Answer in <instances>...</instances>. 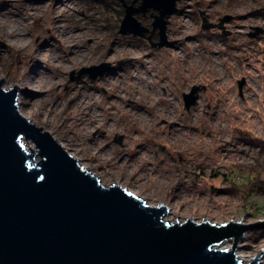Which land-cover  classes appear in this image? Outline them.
Returning a JSON list of instances; mask_svg holds the SVG:
<instances>
[{
    "label": "rangeland",
    "instance_id": "374dc122",
    "mask_svg": "<svg viewBox=\"0 0 264 264\" xmlns=\"http://www.w3.org/2000/svg\"><path fill=\"white\" fill-rule=\"evenodd\" d=\"M178 6L167 29L170 43L155 48L119 32L120 0H0V80L7 89L23 87L20 111L102 184L169 204V221L264 220V0ZM201 12L216 23L231 15L230 34L204 29ZM152 13L136 16L152 28ZM16 21L26 27L19 37L7 32ZM257 27L263 30L252 34ZM67 31L77 35L65 42ZM16 38L28 44L15 46ZM102 62L112 63L103 77L71 80L72 72ZM196 85L197 103L188 110L184 93ZM263 249L260 228L237 253L254 258Z\"/></svg>",
    "mask_w": 264,
    "mask_h": 264
},
{
    "label": "water",
    "instance_id": "95a60500",
    "mask_svg": "<svg viewBox=\"0 0 264 264\" xmlns=\"http://www.w3.org/2000/svg\"><path fill=\"white\" fill-rule=\"evenodd\" d=\"M125 7L119 32L149 41L153 47L170 43V18L180 0H137ZM151 9L152 29L136 13ZM204 29L225 23L211 22L201 12ZM263 29L256 28L252 34ZM158 32V40L153 34ZM112 68L111 62L83 67L71 79L87 74L95 81ZM245 80L239 82L242 88ZM0 80V264H260L261 255L244 262L240 243L264 220L169 221L166 204L152 205L132 191L113 183L106 186L80 164L52 135L23 116L18 105L20 87ZM200 86L184 93L185 107L197 103ZM23 140L34 144L28 149ZM122 137L118 138L121 142ZM231 242L230 247L225 244Z\"/></svg>",
    "mask_w": 264,
    "mask_h": 264
},
{
    "label": "bare ground",
    "instance_id": "6f19581e",
    "mask_svg": "<svg viewBox=\"0 0 264 264\" xmlns=\"http://www.w3.org/2000/svg\"><path fill=\"white\" fill-rule=\"evenodd\" d=\"M231 20H228L227 22H230ZM212 22V21H211ZM60 28H62V26L60 27ZM152 29V28H151ZM80 31L82 30L81 28L79 29ZM26 31V27H25V25H22L21 23H19V21H16L15 22V24H12V25H10L9 26V28H8V30H7V32L10 34V35H16L17 37H19V35L20 34H24V33H26L25 32ZM64 39H65V42H68V41H70V39L73 37V35H77V33L76 32H74V34H72L71 33V31H67V32H65L64 34ZM154 35H156V32H154V34H153V38H154ZM13 45H15V46H18V47H24V46H26L27 44H28V42L26 41V40H24V39H21V38H16V39H12L11 41H10ZM77 45V44H76ZM78 46V45H77ZM45 47H47V45H45ZM45 59H46V57H44ZM33 78V77H32ZM71 80H74V79H71ZM3 85H4V83H3ZM15 85H17V84H15ZM17 86H19V85H17ZM21 89L23 88L22 86H19ZM199 92V91H198ZM198 96H199V93H198ZM87 99V98H86ZM86 102H88V101H86ZM21 113L23 114V116H25V117H27L29 120H32V116H31V113H29V114H26V113H24L23 111H21ZM101 116H102V114L101 113H96V119H97V121L99 122V120L100 119H102L101 118ZM114 120H116L115 119V117H113V121ZM39 124V123H38ZM62 144V143H61ZM64 147H65V149H66V146L64 145V144H62ZM70 154H72L74 157H76L77 159H80L79 157H78V155L77 154H75V153H73V152H69ZM84 167L86 168L87 167V169L88 170H92L91 169V167L90 166H86V165H84ZM133 193H135L136 195H138V196H140L137 192H134V191H132ZM140 197H142V196H140ZM143 198V197H142ZM144 199V198H143ZM162 204V203H161ZM164 204V203H163ZM160 205V204H159ZM169 208H170V211H172V212H174V210H173V207L172 206H170L169 204H166ZM168 220V219H167ZM239 249V248H238ZM264 253V252H263ZM238 254H239V257L244 261V262H250L253 258L252 257H248V255H245V254H242L240 251L238 252ZM248 257V258H247ZM252 258V259H251ZM246 259H248V260H246ZM251 259V260H250Z\"/></svg>",
    "mask_w": 264,
    "mask_h": 264
},
{
    "label": "flooded vegetation",
    "instance_id": "af4514ba",
    "mask_svg": "<svg viewBox=\"0 0 264 264\" xmlns=\"http://www.w3.org/2000/svg\"><path fill=\"white\" fill-rule=\"evenodd\" d=\"M154 38H156V35H154Z\"/></svg>",
    "mask_w": 264,
    "mask_h": 264
}]
</instances>
